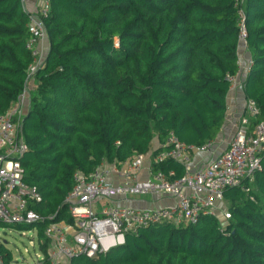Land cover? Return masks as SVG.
I'll return each instance as SVG.
<instances>
[{
	"label": "trees",
	"instance_id": "trees-1",
	"mask_svg": "<svg viewBox=\"0 0 264 264\" xmlns=\"http://www.w3.org/2000/svg\"><path fill=\"white\" fill-rule=\"evenodd\" d=\"M241 11L252 59L244 93L259 108L253 123L264 122V0H50L45 61L30 81V11L23 0H0V114L32 84L20 162L24 181L42 196L34 207L44 218L40 238L50 221H71L65 199L76 172L146 154L156 135L165 143L174 132L199 146L218 138L230 77L241 68ZM262 157L253 182H245L249 190H225L230 219L202 215L197 224L143 227L70 264H264ZM159 168L186 174L173 159ZM46 247L41 264H52ZM0 255L3 264L15 263L5 242Z\"/></svg>",
	"mask_w": 264,
	"mask_h": 264
},
{
	"label": "built area",
	"instance_id": "built-area-1",
	"mask_svg": "<svg viewBox=\"0 0 264 264\" xmlns=\"http://www.w3.org/2000/svg\"><path fill=\"white\" fill-rule=\"evenodd\" d=\"M49 11L50 0H37L30 11L26 47L31 51L33 61L28 68V81L45 61L47 35L44 17ZM239 19L240 40L245 42L247 33L243 11ZM239 57L241 68L237 76L230 77L231 89L243 73L248 74L252 64L251 54L244 58V62L240 53ZM28 90L26 88L15 104L0 114V224L31 226L29 231L38 236L36 225L44 218L34 207L42 196L36 186L24 181L25 170L20 162L27 151L20 125L28 107ZM258 113L256 101L246 98L245 115L240 118L234 138L225 150L217 154H214L215 140L201 146L190 145L170 132L165 140L166 149L157 152L153 159L149 178L139 177L145 167V154L120 165L104 162L90 175L76 172L73 188L65 199L71 221H50L43 230L45 237L52 242L48 257L51 263L58 264L55 260L60 257L69 261L76 256L95 258L115 245L123 244L128 233L143 227L159 223L176 226L197 224L202 215L218 217V204L224 202L225 190L235 187L249 190L245 182H253L255 173L262 168L264 122L253 123ZM201 153L209 155V160L203 169L195 170L193 156ZM169 159L183 164L186 174L177 178L174 171L166 173L161 168L154 169ZM147 194L170 195L177 198V202L158 208L109 207L106 204V201H126L132 196ZM230 218V212L224 211L223 219ZM24 231L27 230L22 231L24 234L28 233ZM34 242L33 237L30 241L32 247ZM43 259L42 254L32 264H40ZM0 264H3L1 255Z\"/></svg>",
	"mask_w": 264,
	"mask_h": 264
},
{
	"label": "crops",
	"instance_id": "crops-1",
	"mask_svg": "<svg viewBox=\"0 0 264 264\" xmlns=\"http://www.w3.org/2000/svg\"><path fill=\"white\" fill-rule=\"evenodd\" d=\"M23 3H24V7L28 11H31L34 9L37 0H23ZM250 54L251 52L249 53V55ZM246 76L247 74L243 73L239 78L236 86L233 89H231L228 93V97H227L228 110H227L226 120L218 138L215 140L216 145H215L214 154L220 153L227 148V146L235 136L236 130L240 123V118L245 115L246 96L244 93V80ZM28 89H29L28 93L30 96L32 93V88H28ZM162 145H165V143H162L156 135L153 139L151 148L145 154L146 156L145 167L139 176L141 179L150 177L149 168L151 167V165H153V159L157 154V152L159 151V148L162 147ZM208 160H209V155H205L202 153L195 154L192 160L193 168L195 170L203 169ZM118 182L120 181H117V183ZM176 202H177V198L173 196L153 195V194L132 196L126 201H122L120 199H115L112 201L113 205H120V206L126 205L137 208L167 207L176 204ZM224 205H226L227 207H224ZM225 210L226 211L228 210V205L225 204L224 202L219 203L218 204L219 218L223 217V212ZM221 220L222 222L225 221L223 218Z\"/></svg>",
	"mask_w": 264,
	"mask_h": 264
},
{
	"label": "rangeland",
	"instance_id": "rangeland-1",
	"mask_svg": "<svg viewBox=\"0 0 264 264\" xmlns=\"http://www.w3.org/2000/svg\"><path fill=\"white\" fill-rule=\"evenodd\" d=\"M249 53L250 51L245 45V42L242 41L240 45V55L241 58L243 59L242 60L243 62L245 61V59H247ZM28 88H32V84ZM224 203L228 205V203L225 200ZM106 204L110 205L109 207L113 205L111 201H106ZM224 207L227 206L224 205ZM220 218L222 219L223 217ZM24 232H28V233L24 234L22 231L16 230L14 228L8 226H3V227L0 226V242H5L7 244L8 248L13 253L15 262H19V263L24 262V263L32 264L36 261L37 257L42 256L43 252L41 251V246L45 244L47 246L46 249L49 252V250L52 247V242L49 239H47L45 235L43 238H40L39 235L36 236L35 235L36 233L30 232L29 230ZM33 237L35 242H34V246L32 247L30 241L31 238ZM55 263L70 264V261L67 260L65 257H60L55 260Z\"/></svg>",
	"mask_w": 264,
	"mask_h": 264
},
{
	"label": "water",
	"instance_id": "water-1",
	"mask_svg": "<svg viewBox=\"0 0 264 264\" xmlns=\"http://www.w3.org/2000/svg\"><path fill=\"white\" fill-rule=\"evenodd\" d=\"M117 246H119V245H115L114 247H117ZM114 247H112V248H114ZM112 248H111V249H112ZM111 249H110V250H111ZM110 250H109V251H110Z\"/></svg>",
	"mask_w": 264,
	"mask_h": 264
}]
</instances>
